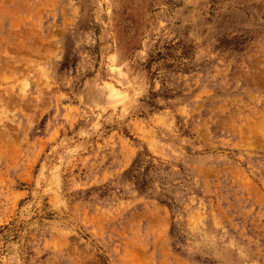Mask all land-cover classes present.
Instances as JSON below:
<instances>
[{
	"label": "rangeland",
	"instance_id": "1",
	"mask_svg": "<svg viewBox=\"0 0 264 264\" xmlns=\"http://www.w3.org/2000/svg\"><path fill=\"white\" fill-rule=\"evenodd\" d=\"M0 264H264V0H0Z\"/></svg>",
	"mask_w": 264,
	"mask_h": 264
},
{
	"label": "trees",
	"instance_id": "2",
	"mask_svg": "<svg viewBox=\"0 0 264 264\" xmlns=\"http://www.w3.org/2000/svg\"><path fill=\"white\" fill-rule=\"evenodd\" d=\"M126 173L131 174L130 173V170H128ZM132 176L135 177V175H132ZM135 178H136L135 183L138 186L137 188L139 190H143L146 187V181H145V179L143 177H139L137 175H136Z\"/></svg>",
	"mask_w": 264,
	"mask_h": 264
}]
</instances>
